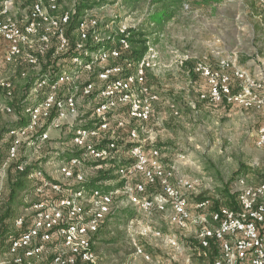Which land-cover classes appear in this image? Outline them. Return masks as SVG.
Masks as SVG:
<instances>
[{"label": "built area", "instance_id": "obj_1", "mask_svg": "<svg viewBox=\"0 0 264 264\" xmlns=\"http://www.w3.org/2000/svg\"><path fill=\"white\" fill-rule=\"evenodd\" d=\"M43 1L58 13V0H36L24 23L18 25L5 19L14 13L12 0H0V37L8 44L7 60L13 66L11 77L0 78V112L13 113L9 102L17 89L14 80L19 75L27 77L31 71L36 78L29 98L38 100L25 109L29 122L7 133L10 145L2 167L18 162L21 155L27 156L17 166L22 172L28 170L31 154H38L37 160L42 162L40 154L50 145L54 129L62 130L64 148L54 151V172L39 167L27 174L35 201L27 212L14 218L16 231L8 235V247L0 254V264H100L95 236L115 213V197L119 194L125 195L137 214L130 221L129 231L135 241V255L147 262H154V254L134 237L140 213L149 218L156 213L168 215L171 225L183 232H191L193 225H199L198 246L184 264H196L195 258L207 255L212 242L217 244L219 255L211 264H264V237L259 230V224L264 222V183L249 185L241 178L238 207L220 206L207 212L210 201L205 200L196 204L200 213L194 214L187 192L194 191L197 182L176 176V166L164 164L162 149L146 148L142 133H148L145 125L159 100L147 82L148 72L155 65L151 46L139 61L106 66L111 59L121 57V49L129 48L127 38L116 40L114 36L117 32L126 34L128 29L112 33L110 23L84 15L73 52L66 26L75 10L49 15ZM257 4L264 13V0H257ZM221 64L222 70L214 71L199 61L194 69L210 81L211 97L224 95L246 108L255 105L264 113V82L235 64L230 75L227 71L231 65L225 61ZM232 76L242 82L236 93L230 88ZM174 113L179 114L178 110ZM257 145L264 148V125L259 128ZM126 150L132 163L121 164L127 158L122 157ZM68 153L72 156L63 159ZM116 164L113 174L120 183L118 188H111L112 179L93 185L85 178L88 167L102 171ZM133 178L135 181H130ZM150 187L159 190L150 192ZM2 211L0 177V216ZM141 234L161 238L172 249L169 257L158 260V264L174 263L177 251L182 249L175 233L166 234L144 225Z\"/></svg>", "mask_w": 264, "mask_h": 264}, {"label": "rangeland", "instance_id": "obj_2", "mask_svg": "<svg viewBox=\"0 0 264 264\" xmlns=\"http://www.w3.org/2000/svg\"><path fill=\"white\" fill-rule=\"evenodd\" d=\"M34 1L36 0H12L14 13L5 19L22 25ZM88 1L84 2L87 5L85 15L110 23L112 33L120 28L133 27H144L145 32L150 33L155 65L151 70L152 76L148 78L150 83H153L152 89L158 94L159 100L154 103L152 118L145 125L148 133H142V138L146 148L156 146L162 149L164 164L175 165L176 176H187L197 182L195 190L187 192L190 210L194 214L200 213L195 208L200 202L199 197L209 198V208L205 210L207 212L226 205L232 198L235 200L241 178L249 185L264 183V148L257 145L259 128L264 123V113L255 105L246 108L240 101H229L224 95H221V98H212L210 81L194 72L199 61L205 62L214 71H221V62L225 61L231 65L227 71L230 75L235 64V67L264 82V13L260 10L257 0H183L175 6L176 16L161 28L146 23L149 15L161 7L159 0ZM43 2L45 13L49 15L61 14L66 8L74 11L83 3L82 0H59V11L53 13L49 3ZM7 46L6 41L0 37V78L11 77L13 72V66L7 60ZM182 60L189 61L190 71L181 64ZM14 81L18 82L19 79ZM230 81L231 91H240L242 82L234 76ZM176 110L178 115L174 113ZM121 115L126 117L124 112H121ZM16 121L14 114L0 112V163L8 154L9 136L4 129ZM50 135V145L40 154L43 161L37 160L38 154L29 153V159L52 173L54 163L51 161L54 151L64 148L61 142L65 140H62V130H51ZM122 153V157L126 156L128 159L127 150ZM99 172L88 167L85 169V178L94 183L99 178ZM0 174L3 186V216L8 214L9 207L13 219L10 223L9 217L2 216V222L0 221L2 254L7 247L5 235L16 231L14 218L27 212L35 197L24 176L22 183L14 186L18 173L13 164L2 167V170L0 167ZM134 179L136 178L130 181H135ZM110 184L111 188H118L120 183L115 177ZM12 188L16 191L14 201L10 200ZM149 189L150 192L159 190L155 187ZM115 200V212L133 208L125 195L119 194ZM138 216L140 227L152 223V226L162 232L175 233L179 237L182 249L177 251L173 264H184L187 255L198 246L199 225H193L191 232H183L171 225L168 215L156 213L153 215L156 219L151 223L148 216L142 213ZM110 218L106 222L116 223L117 227L125 226V218ZM123 226L119 231H124ZM139 228L136 237L134 236L135 240L143 243L155 256L158 255L154 262L148 263L158 264L157 261L161 258L167 259L172 249L166 242L155 236L143 237ZM117 235L120 238V234ZM122 235L121 239L104 245H99L101 240L94 242V246L98 243L97 247L102 253L106 252L104 256L99 255L100 264H147V261H143L138 255H135L136 259L131 258L136 251L135 241L130 233ZM122 244L124 246L120 250ZM217 252V249L211 248L207 255L200 257L199 262L211 264ZM123 257L129 258L123 261Z\"/></svg>", "mask_w": 264, "mask_h": 264}, {"label": "trees", "instance_id": "obj_3", "mask_svg": "<svg viewBox=\"0 0 264 264\" xmlns=\"http://www.w3.org/2000/svg\"><path fill=\"white\" fill-rule=\"evenodd\" d=\"M83 3H81L80 6L77 7V9L75 10V12H71L70 15V21L66 26V35H68L72 48L71 51L74 50V47L76 46V44L79 41V35H78V29L79 26L81 24L82 21V17L85 15V9L87 8V5L84 2H89L88 0H82ZM133 1H140V0H133ZM59 2V0H58ZM159 2L162 4L161 7H159L154 13H151L148 17V21H146L147 25H151L154 24L156 27H163L165 25V23L171 19H173L176 16V5L180 2H183V0H159ZM59 11V10H58ZM68 11L67 8L64 9V11L61 12V14H64V12ZM150 33L145 32L144 27H133L131 29H128L126 34H121L119 32H117L116 34H114L116 40H119L122 37L127 38V41L129 43V48L126 50H122V54L120 58H115V60L111 59L106 66H115L117 64H124V62H126V60L128 62H134V61H139L141 59H143L148 51H149V47H150ZM116 46H120L119 44H116ZM53 49H51L49 51V55H51ZM74 52V51H73ZM47 56V57H48ZM189 61H183L182 65H184L185 69L187 71H190L189 65H188ZM46 66H43V69H45ZM99 69H101V67H97V70L99 71ZM46 70V69H45ZM125 74V73H124ZM123 75V74H122ZM121 74L119 76H122ZM152 76L151 70H149L148 72V77ZM147 77V82L151 85V87L153 88L152 84L150 83L151 81L149 80V78ZM36 76L35 73L33 71H31V73L27 76V77H21L20 75L16 77V79H19V81H14L15 86H17L16 92L14 94V98L11 102H9L13 108V113L16 117H17V121L7 125L4 129V131L6 133H8L10 131V129L12 128H17L18 126L21 125H25L29 122V120L26 118L24 112L27 106L29 105H33L35 103H37V99L36 100H30L29 96L32 92L33 89V82L35 80ZM15 79V80H16ZM0 96H3V90L0 88ZM7 113V112H6ZM88 127L92 126V123H89V125H87ZM10 145V139L7 145V151ZM72 156V154H67L62 156L63 159L68 160V158H70ZM7 158H8V154H7ZM4 159L2 160V163H0V167L2 168V165L4 164V162L7 160ZM27 160V156H20V158L18 159V162H13V167L16 169L18 175H17V180L14 183V186H18L19 184L22 183L21 179H23V176L26 179L27 174L30 171H34L35 169H38L40 166H37L35 163L31 162L27 165V171H20L19 169H17V166L19 163H24ZM129 164L132 163V159H124L121 161V164ZM118 164H120L118 162ZM118 164H116L115 166H113V168L108 169V170H102L99 172V178L96 181L102 180V179H114L116 176L113 174L114 170L118 168ZM115 177H114V176ZM90 184H93L92 181H90ZM94 185V184H93ZM16 191L14 190V188H12L11 193H10V200L14 201V198L16 196ZM228 192V191H227ZM230 195V194H229ZM232 197V196H231ZM236 199L234 200L233 198L230 199L229 202H227L226 205L229 208L235 209L236 207H238V197H237V193L235 195ZM200 198V202L205 201V200H209V198H205V197H199ZM220 207V206H219ZM3 208H4V203H3ZM219 208L216 209H212V210H217ZM7 212L8 214H5L6 216H3L4 213L2 211V214L0 216V221L3 218H8L9 220L12 218V214L10 213L9 207L7 208ZM11 214V215H10ZM2 222V221H1ZM102 229H99V231L96 233L95 236V241L96 238H100V236L102 235L103 232H101ZM12 233L8 232V234L5 235L6 241H7V247H8V239L9 236ZM6 247V248H7ZM211 248L213 250L218 249L217 244L215 242H212L211 244ZM97 251V250H96ZM197 264V263H196Z\"/></svg>", "mask_w": 264, "mask_h": 264}, {"label": "crops", "instance_id": "obj_4", "mask_svg": "<svg viewBox=\"0 0 264 264\" xmlns=\"http://www.w3.org/2000/svg\"><path fill=\"white\" fill-rule=\"evenodd\" d=\"M262 15V14H261ZM264 15H262V17H263ZM256 17H260V16H258V15H256ZM261 25H263V24H261ZM261 25H258L257 24V26H261ZM264 125V123H262L261 124V126H263ZM118 212V211H117ZM117 212H115L116 213V215H115V213L113 214V215H111L110 217V220H115V219H119V217H121V220H123L124 218H125V220H124V225L125 226H123L124 227V231L123 232H121V231H119V229L120 228H122V226L120 225V226H116V223H114V224H110V221H107V222H105V224L103 225V227L101 228L102 230H101V232H103L102 233V235L100 236V238L98 239V238H96V241H102V242H98L99 243V245H104L105 243H109V242H113V241H117V239H121L122 238V233H124V234H126V233H130V231H129V228H130V221L132 220V219H134L135 217H136V212H135V210L133 209V208H130V209H123V210H121V211H119L118 213ZM114 216V217H113ZM155 216H153V218H149V223H151L152 221L154 222L155 221ZM10 221V223L11 222H13V219H10L9 220ZM142 226H144V224L142 225ZM142 226L140 227L139 225H138V223H136L135 225H134V229H135V237H136V232H137V228H139V230H141V228H142ZM151 226H152V223H151ZM152 227H155V226H152ZM156 229H159V228H157V227H155ZM138 230V231H139ZM160 230V229H159ZM259 230L261 231V233H262V235H263V237H264V222L263 223H261V224H259ZM117 233L118 234H120V238H118V235H117ZM138 233H140V232H138ZM130 234H132V233H130ZM141 234V233H140ZM112 235H114L113 237H112ZM107 237H112L111 239H108ZM142 237V236H141ZM143 237H145V236H143ZM107 238V239H106ZM121 242H122V240H121ZM96 243V242H95ZM98 243H97V245L96 246H94V248H95V250H97V252H98V254L100 255H102L103 254V256L106 254V252H103L102 253V250H100V248L99 247H97L98 246ZM142 245H143V243H141ZM123 246H124V244H122L121 245V247L119 248L120 250L123 248ZM144 246V245H143ZM145 249H147L146 247H145ZM118 249H116V251H117ZM136 250V249H135ZM147 251L148 252H151L152 253V251L150 250V249H147ZM217 253H216V255L213 257L214 259L219 255V249H217ZM132 253H134V252H132ZM153 254V253H152ZM133 256L134 257H131L132 259L133 258H137V257H141L142 259H143V261H145V259L142 257V256H137V257H135V254H133ZM158 255H154V257L155 258H158L157 257ZM160 257V256H159ZM129 258V257H128ZM127 257H123V261L124 260H127L128 259ZM161 259H164V258H161ZM213 259V260H214ZM164 260H166V259H164ZM195 260H196V263L197 264H203V262L201 263V262H199L200 261V257L199 258H195ZM145 263H147V264H149L148 262H145Z\"/></svg>", "mask_w": 264, "mask_h": 264}]
</instances>
